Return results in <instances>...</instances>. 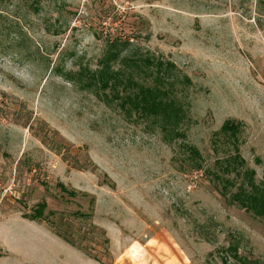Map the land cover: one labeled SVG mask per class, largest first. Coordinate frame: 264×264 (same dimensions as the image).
Wrapping results in <instances>:
<instances>
[{"label": "rangeland", "instance_id": "374dc122", "mask_svg": "<svg viewBox=\"0 0 264 264\" xmlns=\"http://www.w3.org/2000/svg\"><path fill=\"white\" fill-rule=\"evenodd\" d=\"M263 185L264 0H0V264H100L59 219L106 264L264 263L230 200ZM40 201L49 222L23 218Z\"/></svg>", "mask_w": 264, "mask_h": 264}, {"label": "trees", "instance_id": "16d2710c", "mask_svg": "<svg viewBox=\"0 0 264 264\" xmlns=\"http://www.w3.org/2000/svg\"><path fill=\"white\" fill-rule=\"evenodd\" d=\"M144 62L147 66L155 65L158 68L161 67V63H156L150 58L144 59ZM168 64V63H167ZM111 75V72L109 70H104L101 75V81L105 77H109ZM163 92L160 91V89H151V88H141L140 90V96L138 100V93L136 94V99L134 100V105H136L139 110L143 111L144 113H152L157 115L159 112H162L166 114V116H170L172 113V117H174L176 120L180 118L181 109L175 105V103L172 102H166L163 101L160 95H162ZM139 104V105H138ZM183 114V112H182ZM183 116V115H182ZM170 118V117H169ZM180 120V119H179ZM239 129V122L234 120H225L223 124L220 127V131L227 133L230 137L234 138L237 131ZM191 152H194V149H191ZM233 162L237 165L243 163V159L238 153V147L235 145V151L234 154L230 158V162H228V166ZM227 166V167H228ZM58 188L60 191L70 195L74 196L76 192L74 190H70L67 187H65L62 183H57ZM225 196V195H224ZM233 203L238 204L240 207L244 208L246 211L251 212L252 215L255 217H258L260 219L264 220V185L262 187H253L252 191H245V190H238L234 194L231 195V199ZM47 208V204L45 201H40L32 208L31 212L28 214H24L23 218H26L30 221L35 222H43L47 221V216L44 215V211ZM49 214H54V211H49ZM75 215H78L79 217H82V215H85L81 212H75L73 213ZM59 219V226L57 224H54L53 221L50 222V230L54 235H56L58 238L63 240L64 242L68 243L69 245L81 250L84 252L86 256L93 259L94 261L100 263V264H106L102 261V259L97 256L96 254H93L91 251V248H88L87 245H82L80 241H77L73 233L68 231V228H64L63 221H60ZM62 226V227H61ZM104 242H108V239L105 237L103 239ZM230 250V256L234 259L233 264H264L258 260L253 259H247L245 257H241L237 254L236 248L233 246H229ZM1 256V253H0ZM225 264L226 260L224 261Z\"/></svg>", "mask_w": 264, "mask_h": 264}, {"label": "crops", "instance_id": "0c3cea01", "mask_svg": "<svg viewBox=\"0 0 264 264\" xmlns=\"http://www.w3.org/2000/svg\"><path fill=\"white\" fill-rule=\"evenodd\" d=\"M57 237V236H56Z\"/></svg>", "mask_w": 264, "mask_h": 264}]
</instances>
